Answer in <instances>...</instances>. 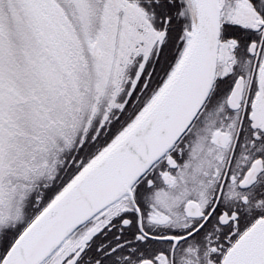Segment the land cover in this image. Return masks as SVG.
<instances>
[{
  "label": "snow or ice",
  "instance_id": "snow-or-ice-1",
  "mask_svg": "<svg viewBox=\"0 0 264 264\" xmlns=\"http://www.w3.org/2000/svg\"><path fill=\"white\" fill-rule=\"evenodd\" d=\"M0 264H264V0H0Z\"/></svg>",
  "mask_w": 264,
  "mask_h": 264
}]
</instances>
